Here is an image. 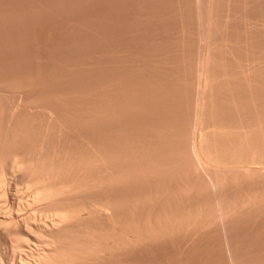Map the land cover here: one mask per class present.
<instances>
[{"label": "rangeland", "instance_id": "rangeland-1", "mask_svg": "<svg viewBox=\"0 0 264 264\" xmlns=\"http://www.w3.org/2000/svg\"><path fill=\"white\" fill-rule=\"evenodd\" d=\"M199 99L221 153L263 148L264 0H0V132L40 133L52 114L75 151L138 175L92 191L108 219L70 234L142 240L73 264H264V176L179 174Z\"/></svg>", "mask_w": 264, "mask_h": 264}, {"label": "bare ground", "instance_id": "bare-ground-1", "mask_svg": "<svg viewBox=\"0 0 264 264\" xmlns=\"http://www.w3.org/2000/svg\"><path fill=\"white\" fill-rule=\"evenodd\" d=\"M196 108L198 115L193 138L190 139L188 151H185L187 153L182 159L179 174L185 178L192 174L200 175L204 178L202 182L198 179L201 186H218L228 180L235 181L252 175L264 176V145L259 148V145L256 146L258 142L249 143L251 140L248 142L241 138L240 142L235 143L230 139L231 145L239 142L243 151L236 150L239 146L236 149L230 146L234 150H231L232 155L226 156L228 152L225 151L222 154L219 147L221 142L214 145L215 142L210 140L211 134L216 136L219 131L216 129L215 133L212 128H201V99L197 101ZM11 130L0 132V264H73L92 255L118 250L142 240L139 231L137 235L134 233L136 236L125 233L127 236L111 240L108 235H94L95 230L91 231L94 234L86 236L70 234L83 223L87 225L102 218L108 219L114 204L107 197L102 201H92L89 197L92 191L106 193L124 180L136 179L137 173H114L103 156L91 157L75 151L65 125L55 115L49 114L45 129L39 130L40 133L33 134L31 131L30 134V129L25 126ZM242 146L248 150L245 152ZM221 147L223 149L227 146L225 144ZM228 151L230 153V149ZM247 151L249 154L245 155ZM14 174L19 175L18 180ZM11 176L16 180L11 178V181ZM17 182L24 183L27 196L15 189L16 185L18 187ZM221 208L215 207L207 216L220 218L229 209ZM13 236L14 240H9Z\"/></svg>", "mask_w": 264, "mask_h": 264}]
</instances>
